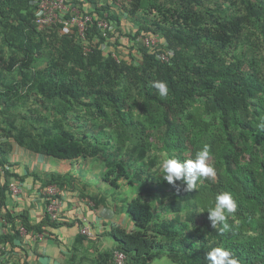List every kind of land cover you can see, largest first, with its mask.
Masks as SVG:
<instances>
[{"label": "trees", "instance_id": "trees-1", "mask_svg": "<svg viewBox=\"0 0 264 264\" xmlns=\"http://www.w3.org/2000/svg\"><path fill=\"white\" fill-rule=\"evenodd\" d=\"M37 1L0 0V264H26L15 247L72 224L59 212L62 191L77 187L127 217L103 222L113 246L96 243L93 256L78 234L79 264H116V250L123 264H208L213 247L264 264V0H67L91 18L82 33L58 20L38 28ZM144 35L158 42L146 47ZM205 144L214 178L191 192L163 180V159L193 158ZM15 145L54 163L39 221L6 206L10 178L21 179ZM50 184L56 218L42 193ZM221 192L237 204L225 232L207 218Z\"/></svg>", "mask_w": 264, "mask_h": 264}, {"label": "crops", "instance_id": "crops-1", "mask_svg": "<svg viewBox=\"0 0 264 264\" xmlns=\"http://www.w3.org/2000/svg\"><path fill=\"white\" fill-rule=\"evenodd\" d=\"M9 159L12 170L16 171L21 179L17 180L18 192L15 194L10 190L6 206L12 213L26 211L33 221H39L45 211L44 199L40 192L41 185H43L44 177L49 176L54 169V163L45 155L24 150L16 145L9 154ZM11 180L15 179L10 178ZM2 182L1 176L0 184ZM97 185L100 186L103 183L99 181ZM59 214L64 220L72 219V224L47 228L52 232L50 236L39 235L37 239L28 241L26 250L15 247L13 251L16 252V259L18 257L21 259L20 263L25 259L26 264H79L74 256L71 258L70 254L75 253L73 250L75 238L83 233L82 229L86 228L90 232L84 241V247L89 250L84 252L93 256L98 251H102L95 250L96 243H102L100 248L103 249L113 246V240L102 235L103 222H107L108 217L123 224L127 221L126 214H114L111 209H105L102 204L95 205L91 199L80 195L79 187L74 192L62 191ZM90 239L92 240L89 241ZM79 257H82L81 254Z\"/></svg>", "mask_w": 264, "mask_h": 264}, {"label": "clouds", "instance_id": "clouds-1", "mask_svg": "<svg viewBox=\"0 0 264 264\" xmlns=\"http://www.w3.org/2000/svg\"><path fill=\"white\" fill-rule=\"evenodd\" d=\"M152 87L157 90L161 97L168 95L169 89L165 81L156 79L152 82ZM260 128L264 129V122L260 124ZM209 155L210 145L205 144L193 158L181 160L169 156L163 159L160 164L163 180L173 185L179 192L195 190L198 182L206 178H214L216 175L214 167L208 163ZM236 208L237 204L231 193H217L215 206L207 211V218L212 228L220 226L219 230L221 232L228 231L230 229V225L227 223L228 216L235 213ZM206 260L208 264H238V260L233 253L223 247L211 248L206 254Z\"/></svg>", "mask_w": 264, "mask_h": 264}, {"label": "built area", "instance_id": "built-area-1", "mask_svg": "<svg viewBox=\"0 0 264 264\" xmlns=\"http://www.w3.org/2000/svg\"><path fill=\"white\" fill-rule=\"evenodd\" d=\"M66 1L67 0H38L37 1L38 9L35 19L38 27L39 28L45 27L47 24L58 20V21H63L65 25H72V24L77 25L79 32L82 33L85 27V23L91 18L89 15H82V13H80L75 6H69L70 4L66 3ZM66 12L72 13V16L67 20L60 18V14ZM98 25L102 29L107 28L106 21L103 20L98 21ZM139 39L146 47H153L158 42V37L155 35L154 36L144 35L142 37H139ZM160 57L166 60L167 54H161ZM10 190L15 194L18 192V185L14 183V181L10 183ZM58 192L59 189L54 184L47 185L42 189V193L44 195L50 196L49 199L46 198L48 200L46 209L52 218L57 217L56 213L59 209L60 203L54 197ZM21 231L25 232L23 228H21ZM82 232L87 235H90L89 230L86 228L82 229ZM124 260H125V254L121 251L116 250L114 252V261L116 262V264H123Z\"/></svg>", "mask_w": 264, "mask_h": 264}, {"label": "rangeland", "instance_id": "rangeland-1", "mask_svg": "<svg viewBox=\"0 0 264 264\" xmlns=\"http://www.w3.org/2000/svg\"><path fill=\"white\" fill-rule=\"evenodd\" d=\"M51 161H52V159H51ZM92 167L95 168V167H94V164H92ZM86 173H88V171H86ZM96 175H97V174H96ZM108 190H111V188H109ZM123 191H125V190H123ZM124 194H125V193H124ZM154 264H163V262H162V261H160V262H159V261H156ZM170 264H172V263L170 262Z\"/></svg>", "mask_w": 264, "mask_h": 264}]
</instances>
